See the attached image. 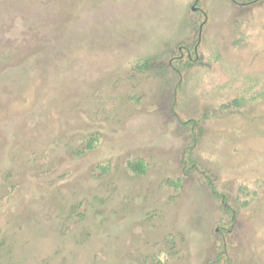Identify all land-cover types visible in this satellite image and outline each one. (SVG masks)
Listing matches in <instances>:
<instances>
[{"label": "rangeland", "instance_id": "obj_1", "mask_svg": "<svg viewBox=\"0 0 264 264\" xmlns=\"http://www.w3.org/2000/svg\"><path fill=\"white\" fill-rule=\"evenodd\" d=\"M0 264H264V0H0Z\"/></svg>", "mask_w": 264, "mask_h": 264}]
</instances>
